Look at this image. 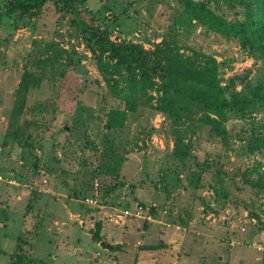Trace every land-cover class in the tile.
<instances>
[{"label": "rangeland", "instance_id": "rangeland-1", "mask_svg": "<svg viewBox=\"0 0 264 264\" xmlns=\"http://www.w3.org/2000/svg\"><path fill=\"white\" fill-rule=\"evenodd\" d=\"M220 4L218 12L232 20L235 9ZM83 6L91 10L81 18L94 15L117 42L154 49L169 36L185 55L215 57L227 94L244 88L239 81L229 86L234 74L247 73L253 83L264 74L263 58L182 13L178 0ZM74 18L47 3L0 20V264L10 262L20 235L36 264H262L264 152L248 148L252 132L264 133V113L230 118L226 137L209 135L197 120L158 110L151 89L150 104L140 94L122 126L106 127L109 110L123 107L130 89L121 78L120 96L103 78ZM35 38L74 47L75 63L27 92L22 75ZM185 61L170 58L174 69ZM22 120L28 123L20 139L10 135L4 144ZM188 148L208 166L200 178L189 173L198 167ZM259 174L261 187L254 185ZM117 182L106 196L103 186ZM97 220L114 247L92 238ZM159 242L165 245L143 248Z\"/></svg>", "mask_w": 264, "mask_h": 264}, {"label": "trees", "instance_id": "trees-1", "mask_svg": "<svg viewBox=\"0 0 264 264\" xmlns=\"http://www.w3.org/2000/svg\"><path fill=\"white\" fill-rule=\"evenodd\" d=\"M84 1L86 0H0V20L5 16L11 17L16 13L22 14L31 9L43 8L47 3H52L59 13L76 12L79 20L74 18L71 24L84 33L87 44L94 53L100 74L118 95L122 96L118 90L121 78L125 80L126 88L130 89V98L123 96L124 102L121 104L124 106H113L109 110L106 127L122 126L128 111L136 110V99L141 96L140 94L146 95L150 104L155 98L154 95L148 94L151 89H156L159 94L155 106L158 110L174 119L187 117L197 120L196 127L206 126L209 135L226 137L229 132L225 124L230 118H247L254 112L264 113V74L256 83L252 82L247 73L234 74L229 80V86H234L236 81H239L244 88L235 91L232 88L227 94L219 76L220 62L215 57H205L197 52L185 55L175 40L169 36L155 43L154 49H146L136 42H117L111 38V32L107 28L95 25L94 15L88 21L81 18L83 13L91 10L83 6ZM178 2L182 7V13L218 34L227 43H231L230 45L248 49L255 57L264 60V0H178ZM220 2L235 9L232 20L226 19L218 12ZM228 49L230 48H225L224 51ZM75 53L74 47L66 48L55 41L45 42L35 38L25 62L22 87L28 92L33 87H39L44 78L64 76L75 63ZM172 56L185 59V66L181 69L172 68L170 64ZM16 119L17 117L14 121ZM27 123L26 120L18 123L9 136L7 134L3 143L8 144L10 135L20 139ZM252 135L254 144L248 149L264 152V133L258 134L256 131L252 132ZM176 141L178 145L179 142L177 139ZM186 153L198 167L189 173L200 178L208 166L194 157L189 148ZM110 166L114 167L113 164ZM258 178L254 185L261 187L262 184L258 183L262 180V175L259 174ZM118 185L120 184L117 182L114 185L103 186L104 194L107 196ZM262 227L264 228V225ZM102 228V221L97 220L92 230V238L97 242L103 241ZM23 242H26V239L18 236L16 250L10 253L11 260L8 264L40 262L34 256L28 257ZM164 245L159 242L144 245L143 248L154 249ZM261 263L264 264V252Z\"/></svg>", "mask_w": 264, "mask_h": 264}, {"label": "water", "instance_id": "water-1", "mask_svg": "<svg viewBox=\"0 0 264 264\" xmlns=\"http://www.w3.org/2000/svg\"><path fill=\"white\" fill-rule=\"evenodd\" d=\"M101 245H102V246H105V247H114L113 245H111V244H109V243H107V242H105V241H102V242H101Z\"/></svg>", "mask_w": 264, "mask_h": 264}, {"label": "built area", "instance_id": "built-area-1", "mask_svg": "<svg viewBox=\"0 0 264 264\" xmlns=\"http://www.w3.org/2000/svg\"><path fill=\"white\" fill-rule=\"evenodd\" d=\"M141 209V208H140ZM138 213H140V210L138 211Z\"/></svg>", "mask_w": 264, "mask_h": 264}]
</instances>
